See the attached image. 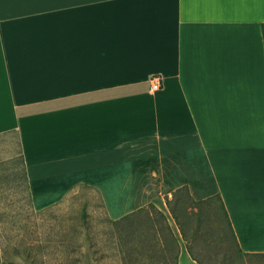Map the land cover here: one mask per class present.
Returning a JSON list of instances; mask_svg holds the SVG:
<instances>
[{
  "label": "crops",
  "instance_id": "crops-1",
  "mask_svg": "<svg viewBox=\"0 0 264 264\" xmlns=\"http://www.w3.org/2000/svg\"><path fill=\"white\" fill-rule=\"evenodd\" d=\"M82 188L113 221L220 194L264 254V0H0V250Z\"/></svg>",
  "mask_w": 264,
  "mask_h": 264
},
{
  "label": "rangeland",
  "instance_id": "rangeland-1",
  "mask_svg": "<svg viewBox=\"0 0 264 264\" xmlns=\"http://www.w3.org/2000/svg\"><path fill=\"white\" fill-rule=\"evenodd\" d=\"M194 200L188 190L180 189L167 198V213L156 205L150 207L151 221L141 216L113 221L98 194L82 188L68 211L58 207L43 217L45 232L53 237L46 241L49 245H32L30 238L22 237L3 249L0 264H25L28 258L34 264H66L62 248L72 257L80 242V250L85 244L94 251L96 264H175L179 239L205 264H264V254L233 252L239 243L231 235L220 198L206 204ZM152 222L160 231L164 248L158 246L159 238L150 230ZM60 242H67V247H61ZM78 263L84 264L83 260Z\"/></svg>",
  "mask_w": 264,
  "mask_h": 264
},
{
  "label": "trees",
  "instance_id": "trees-1",
  "mask_svg": "<svg viewBox=\"0 0 264 264\" xmlns=\"http://www.w3.org/2000/svg\"><path fill=\"white\" fill-rule=\"evenodd\" d=\"M178 191V190H177ZM176 192V191H175ZM216 197H218V198H220L221 199V201H222V206H223V209H224V213H225V216H226V219H227V224H228V226H229V228H230V232H231V235H232V237L234 238V241H235V243L238 245V240H237V237H236V234H235V232H234V230H233V227H232V224H231V221H230V218H229V215H228V212H227V210H226V207H225V205H224V202H223V200H222V198H221V196H220V194H214V195H211V196H208V197H206V198H202V199H198V200H194L195 202H197L198 204H206V203H209L210 201H212L214 198H216ZM22 237H28L29 238V236H21V237H18L17 239H15V240H13L12 242H10V243H8L6 246H4L1 250H0V253L3 251V249L5 250V249H8V247L9 246H11V245H14V243H15V241H17V240H19L20 238H22ZM32 243V245L33 244H36L37 246H42V245H44L45 243H47L48 245H49V243L48 242H43V243H33V242H31ZM60 244H61V247H67V242H60ZM82 244L83 243H78L76 246H75V248H76V250H74L75 251V253H76V255L75 256H70V253H67V250L65 249V248H62V256H63V258L66 260L67 259V261H68V263H66V264H80V263H78V262H80V261H82L83 260V263L84 264H96V261H97V257L96 256H94L93 255V253H94V251L93 250H91L89 247H87V246H85V244H84V250H80L79 248H80V246H82ZM46 245V244H45ZM47 245V246H48ZM241 249L239 248V246H238V248L237 249H235V250H233V252H235V251H240ZM189 251H190V253H191V255L193 256V258L194 259H196L197 261H198V263L199 264H205L198 256H196L195 254H193L192 253V251L189 249ZM177 257H178V252L176 253V255H175V264H177ZM25 264H34L29 258H28V260L26 261V262H24Z\"/></svg>",
  "mask_w": 264,
  "mask_h": 264
},
{
  "label": "built area",
  "instance_id": "built-area-1",
  "mask_svg": "<svg viewBox=\"0 0 264 264\" xmlns=\"http://www.w3.org/2000/svg\"><path fill=\"white\" fill-rule=\"evenodd\" d=\"M162 85L161 77L159 75H154L151 78V88L156 90L159 89Z\"/></svg>",
  "mask_w": 264,
  "mask_h": 264
},
{
  "label": "bare ground",
  "instance_id": "bare-ground-1",
  "mask_svg": "<svg viewBox=\"0 0 264 264\" xmlns=\"http://www.w3.org/2000/svg\"><path fill=\"white\" fill-rule=\"evenodd\" d=\"M115 195H116V194H115ZM115 195H114V198L116 199L115 201H117V196L115 197ZM114 198H113V199H114ZM115 203H116V202H115ZM115 203H114V204H115ZM117 205H118V204H117Z\"/></svg>",
  "mask_w": 264,
  "mask_h": 264
}]
</instances>
